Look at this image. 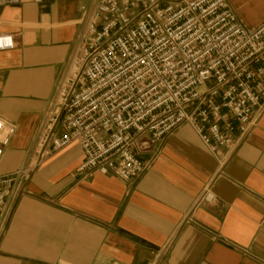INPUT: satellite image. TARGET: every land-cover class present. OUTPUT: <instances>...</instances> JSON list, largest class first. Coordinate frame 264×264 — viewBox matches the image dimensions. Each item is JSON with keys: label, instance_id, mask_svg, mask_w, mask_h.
I'll return each instance as SVG.
<instances>
[{"label": "crops", "instance_id": "0c3cea01", "mask_svg": "<svg viewBox=\"0 0 264 264\" xmlns=\"http://www.w3.org/2000/svg\"><path fill=\"white\" fill-rule=\"evenodd\" d=\"M246 28L264 0H227ZM95 0H22L0 9V120L14 134L0 176L23 171L0 216V264H264V114L234 150L214 156L186 126L149 153V171L125 182L79 176V146L39 160L38 135L58 113V85L78 56ZM62 130L58 128V133Z\"/></svg>", "mask_w": 264, "mask_h": 264}, {"label": "built area", "instance_id": "2783aa9c", "mask_svg": "<svg viewBox=\"0 0 264 264\" xmlns=\"http://www.w3.org/2000/svg\"><path fill=\"white\" fill-rule=\"evenodd\" d=\"M21 3L0 0V9ZM89 13L79 54L58 85L59 112L38 135L40 161L76 144L77 175L129 182L154 158L142 162L133 149L149 153L180 126L219 156L263 117L264 22L246 28L227 0H95ZM9 47L0 36V50ZM13 134L0 120V161ZM26 178L0 176V216ZM165 253L149 264H164Z\"/></svg>", "mask_w": 264, "mask_h": 264}, {"label": "rangeland", "instance_id": "374dc122", "mask_svg": "<svg viewBox=\"0 0 264 264\" xmlns=\"http://www.w3.org/2000/svg\"><path fill=\"white\" fill-rule=\"evenodd\" d=\"M26 179H27V178H26ZM26 179H25V180H26ZM25 180L23 181V183L25 182Z\"/></svg>", "mask_w": 264, "mask_h": 264}]
</instances>
